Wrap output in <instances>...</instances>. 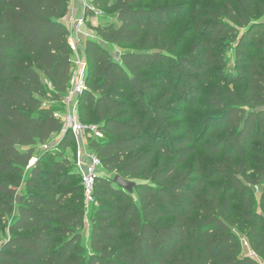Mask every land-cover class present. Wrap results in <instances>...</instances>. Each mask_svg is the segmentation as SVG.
Returning a JSON list of instances; mask_svg holds the SVG:
<instances>
[{
  "label": "trees",
  "instance_id": "obj_1",
  "mask_svg": "<svg viewBox=\"0 0 264 264\" xmlns=\"http://www.w3.org/2000/svg\"><path fill=\"white\" fill-rule=\"evenodd\" d=\"M146 1L93 2L105 22L85 45L80 119L103 134L89 148L104 168L136 187L97 179L85 245L72 132L43 149L64 129L71 0H0V264H264V0L195 11L200 40L177 59L165 51L181 7Z\"/></svg>",
  "mask_w": 264,
  "mask_h": 264
},
{
  "label": "built area",
  "instance_id": "obj_2",
  "mask_svg": "<svg viewBox=\"0 0 264 264\" xmlns=\"http://www.w3.org/2000/svg\"><path fill=\"white\" fill-rule=\"evenodd\" d=\"M93 2L94 0H71V3L79 4L83 10V14L67 26L70 32L69 45L74 54L73 77L71 86L64 98L66 112L64 114L56 113L57 118L61 119L64 123L61 138L67 132H72L76 142L75 165L84 189L86 218L89 216L93 205L96 204L95 185L104 169L102 160L89 148L90 139H102L103 134L100 132L98 126L82 123L79 113V98L87 89L86 76L88 63L85 56V38L96 39L92 32L87 33L86 26L89 22H97L103 16V12L96 9ZM88 12L91 14H88ZM43 149L48 150V146L43 147ZM34 165L35 163L32 162L29 168ZM243 247L249 257L260 261L245 239L243 240Z\"/></svg>",
  "mask_w": 264,
  "mask_h": 264
},
{
  "label": "rangeland",
  "instance_id": "obj_3",
  "mask_svg": "<svg viewBox=\"0 0 264 264\" xmlns=\"http://www.w3.org/2000/svg\"><path fill=\"white\" fill-rule=\"evenodd\" d=\"M143 6H174V7H181V14L178 15V17L176 19H174L169 25H168V44L173 43L176 44L177 46V50L173 53H167L165 51L166 54H168V56L173 57V58H180L183 57L185 55L188 54L190 48L192 47V45L197 42L198 40H200V36L195 33L193 30L195 28V20L193 17V13L195 11H205V10H209V9H213V10H218L221 7V2L219 0H149L146 1L144 3H142ZM109 14V12H107ZM110 14H114V12H110ZM105 21H103V19L98 20L97 22H89L86 26V31L87 33L92 32L94 34L93 28L98 26L99 24L104 23ZM108 49L111 51V53L114 55V57L116 59H120V56L123 52L125 51H129V50H136L135 47L133 46H121V47H115V46H108ZM225 56L227 57V59L231 62H233L234 60V53L233 50L228 48L224 51ZM194 113H197L194 112ZM206 116V114H205ZM61 139V135L56 136L49 144V148H54L55 151H57V144L60 142ZM52 148V149H53ZM74 150V149H73ZM66 154L71 157V159L73 160V162L75 163V158L74 156L72 157V155H74V151L72 154V150H68L66 152ZM35 157L33 158L32 162H34L36 164L38 158H37V154L34 155ZM49 162L50 158L47 159ZM46 168V167H45ZM77 172L75 174V176H73L72 178V184H78L80 183V178L79 176H76ZM102 175L104 176H109V177H116L115 172H108L105 168L103 169ZM79 178V179H78ZM28 177H24V180H27ZM130 181V180H129ZM132 182V181H131ZM24 183L22 182L20 187H19V192H23L24 191ZM259 193V192H257ZM258 198H260V195H257ZM90 215V214H89ZM13 219V217L10 219V221ZM90 221H91V216H88L87 218L85 217V227L83 230V242L86 245L88 243V237L91 231V225H90ZM8 223V221H7ZM3 225V224H2ZM6 226V225H5ZM10 235L9 231L6 230L4 228V226L1 227V231H0V237L1 239H5ZM242 238H245V235H242ZM245 253H247L245 251Z\"/></svg>",
  "mask_w": 264,
  "mask_h": 264
},
{
  "label": "water",
  "instance_id": "obj_4",
  "mask_svg": "<svg viewBox=\"0 0 264 264\" xmlns=\"http://www.w3.org/2000/svg\"><path fill=\"white\" fill-rule=\"evenodd\" d=\"M157 51H154V53H156ZM134 83L136 85L137 88H139V85L137 84L136 80H134ZM259 111L261 110H264V107L258 109ZM68 134V132L66 133ZM114 182L120 186L121 188H123L125 191L129 192V193H134L135 191V183L127 180V179H124L123 177L117 175L115 178H114Z\"/></svg>",
  "mask_w": 264,
  "mask_h": 264
},
{
  "label": "crops",
  "instance_id": "obj_5",
  "mask_svg": "<svg viewBox=\"0 0 264 264\" xmlns=\"http://www.w3.org/2000/svg\"><path fill=\"white\" fill-rule=\"evenodd\" d=\"M83 14V10L82 8L79 6V4L77 3H71L70 7H69V12L67 14V16L65 18H63V22L69 26V23H71L73 20H75L76 18H78L79 16H81ZM84 38V37H83ZM87 38H85V41L87 42Z\"/></svg>",
  "mask_w": 264,
  "mask_h": 264
}]
</instances>
